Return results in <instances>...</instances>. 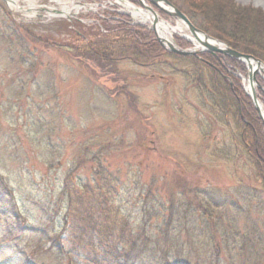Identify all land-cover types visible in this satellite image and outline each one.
Returning <instances> with one entry per match:
<instances>
[{"label":"rangeland","instance_id":"374dc122","mask_svg":"<svg viewBox=\"0 0 264 264\" xmlns=\"http://www.w3.org/2000/svg\"><path fill=\"white\" fill-rule=\"evenodd\" d=\"M183 1L193 0H176L188 9ZM232 1L264 13V0ZM144 3L169 26L163 31L176 46L196 48L181 20ZM133 11L125 0H0V172L14 193L0 200V264H89L74 237L67 240L65 218L69 209L72 217L75 208L94 209L91 198L114 203L115 213L97 211L96 218L105 226L111 222L105 218L115 217L118 231L123 218L129 228L143 223L138 196L144 185L158 200H170L185 185L230 202L237 190L251 195L262 188L240 149L236 122L217 113L199 85L207 82L199 64L190 58H160L147 66L127 60L132 34L121 27L152 30L158 40L153 23ZM89 40L109 46L110 57L90 59ZM237 61L241 72L224 67L253 102L245 81L249 65ZM257 72L264 111V71ZM87 154L109 171L104 181L96 162L77 168ZM97 182L101 190L85 192ZM250 195H239L235 207L251 208L248 214L264 229V204L255 208ZM56 234L61 238L53 244ZM62 250L70 261L59 259Z\"/></svg>","mask_w":264,"mask_h":264},{"label":"trees","instance_id":"16d2710c","mask_svg":"<svg viewBox=\"0 0 264 264\" xmlns=\"http://www.w3.org/2000/svg\"><path fill=\"white\" fill-rule=\"evenodd\" d=\"M170 1L201 30L211 33L240 52L264 61L262 11L236 5L232 0H193L187 2L189 5L183 1L189 10L181 7L176 0ZM198 16L201 17L200 22ZM258 20L261 23L256 24ZM120 29H127V32L132 34L127 49L131 47L133 55L128 54L131 57L127 60H135L136 63L147 66L160 58H190L200 65L207 76V82H199V85L203 86L204 92L209 95V102L217 113L232 116L236 122L240 149L250 157L256 177L261 180L262 188L252 189L251 192V200L256 203L255 208L261 207L264 204V201L259 199L264 193V123L251 98L244 93L240 80L224 67L231 65L241 72V62L208 53H200L199 57L182 56L164 48L152 30L151 33L145 28L132 29L127 24ZM16 32L17 29L12 34ZM85 44L90 59L105 61L110 57L106 54L109 46H98V43L95 44L91 40ZM89 161L98 164L99 168L95 173L97 177L103 173L100 179L104 181L109 171L104 172L96 156L89 158L87 154L79 160L77 168ZM109 179L106 180L108 184ZM100 183L97 182L96 187L86 186L85 192L89 193L91 189L101 190ZM108 187L109 185L107 189ZM98 193L100 196L105 194ZM212 195L208 191L200 193L197 189L191 191L185 185H179L173 190L170 200H158L151 185L141 186L138 200H141L140 207L145 217L143 223L136 228H129L128 219L126 221L123 218L118 231L112 226V223H117L115 217L109 215L105 218L111 219L109 224L105 221V226L96 218L97 211L115 213L114 203H109L106 199L96 202V198H91L96 204L94 209L75 208V217H72L73 212L69 209L65 218V231L69 232L67 240L74 237L89 264H249L250 260H253L254 264H264L263 226L259 227L257 221L248 214L251 208L247 210L242 205L238 210L237 206L235 207L239 195L247 197L250 193L243 189L237 190L234 203ZM13 197L12 188L0 172V200H11ZM69 203L74 204L72 196ZM60 238V234L54 235L52 243H58ZM173 256L174 263L171 261ZM59 259L70 261L69 252L62 250Z\"/></svg>","mask_w":264,"mask_h":264},{"label":"water","instance_id":"95a60500","mask_svg":"<svg viewBox=\"0 0 264 264\" xmlns=\"http://www.w3.org/2000/svg\"><path fill=\"white\" fill-rule=\"evenodd\" d=\"M140 1L143 3L144 0H140ZM148 1L151 4L157 6L159 9L166 12L171 17L178 19V20H181L188 27L190 33L195 37V39L197 41H199L200 45L203 47L202 49L194 48L191 50L180 49L178 46H176L173 42L169 41L167 38L160 36L156 30V25L159 21L158 14L154 10V8H152L149 5H145L143 3V5L155 15V20L153 23V29L157 34V38H158L159 42L162 45L166 46L171 52L177 53L180 55H184V56L196 55L197 53L202 52V51H207L210 53H220L222 55L229 56L231 58L246 62L249 65L248 82H249L250 95H251L253 102L255 104V107H256V109H257V111H258V113H259V115H260V117L264 123V115L261 111V107L259 106L260 101L258 99L257 91L255 89V84H258L257 83L258 82L257 70L252 71L253 70L252 69L253 63H256L260 67L263 64V62L261 60L255 58L253 55L245 54V53H242L238 50L233 49L232 47H230L226 43H224L218 39H215L211 35H209L208 33L200 30L199 28L194 26V24L187 17V15H185L179 8L174 6L169 0H148ZM162 3L165 5V7L162 6ZM201 35L204 38H201ZM217 43L221 44L222 47L218 46Z\"/></svg>","mask_w":264,"mask_h":264},{"label":"bare ground","instance_id":"6f19581e","mask_svg":"<svg viewBox=\"0 0 264 264\" xmlns=\"http://www.w3.org/2000/svg\"><path fill=\"white\" fill-rule=\"evenodd\" d=\"M125 5L127 6V7H129L130 9H132V10H134L133 11V14L134 15H139V14H141V15H144L145 16V21H149L150 23H152L153 22V15L152 14H150L148 11H146V10H143V9H141L140 7H136V6H134L133 4H131L130 3V1H128V0H125ZM75 6V5H74ZM74 8H78V5H76ZM139 8V9H138ZM141 9V10H140ZM68 12H70V10H69V8H65L64 9V11H63V13H68ZM136 12H138V13H136ZM169 26L164 22V21H162V20H160V22L159 23H157V25H156V30H157V32H158V34L160 35V36H162V37H165V38H167L169 41H171V39H169L166 35H165V33H164V31H163V29L165 30V29H167ZM201 38H204L202 35H201ZM192 40H194V44H195V46H196V48H200V43H199V41H197L195 38H191ZM172 42V41H171ZM216 44V43H215ZM217 45L218 46H221L222 47V45L221 44H219V43H217ZM194 49V48H193ZM257 65H256V63H254L253 65H252V71H254V70H258L257 68ZM257 75H258V72H257ZM245 81H248V78L246 77V80ZM258 83V85H259V82H257ZM258 85H255V89H256V91H257V86ZM259 87V86H258ZM247 88H248V86H247ZM249 89V88H248ZM249 91H250V89H249ZM259 106L261 107V111H262V113H263V115H264V111H263V107L261 106V104L259 103Z\"/></svg>","mask_w":264,"mask_h":264}]
</instances>
